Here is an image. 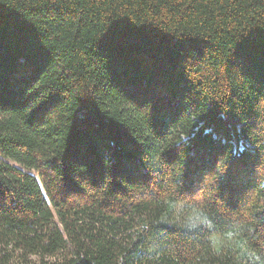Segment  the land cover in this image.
Here are the masks:
<instances>
[{
	"label": "trees",
	"instance_id": "obj_1",
	"mask_svg": "<svg viewBox=\"0 0 264 264\" xmlns=\"http://www.w3.org/2000/svg\"><path fill=\"white\" fill-rule=\"evenodd\" d=\"M0 264H264V0H0Z\"/></svg>",
	"mask_w": 264,
	"mask_h": 264
},
{
	"label": "rangeland",
	"instance_id": "obj_2",
	"mask_svg": "<svg viewBox=\"0 0 264 264\" xmlns=\"http://www.w3.org/2000/svg\"><path fill=\"white\" fill-rule=\"evenodd\" d=\"M9 162H11V161L9 160Z\"/></svg>",
	"mask_w": 264,
	"mask_h": 264
}]
</instances>
